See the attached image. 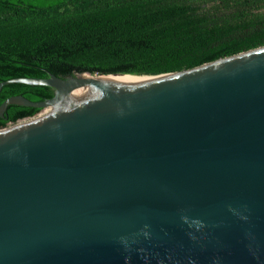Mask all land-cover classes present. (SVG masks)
I'll list each match as a JSON object with an SVG mask.
<instances>
[{"label":"water","instance_id":"water-1","mask_svg":"<svg viewBox=\"0 0 264 264\" xmlns=\"http://www.w3.org/2000/svg\"><path fill=\"white\" fill-rule=\"evenodd\" d=\"M13 84L55 96L0 107L43 116L0 131V264H264V47Z\"/></svg>","mask_w":264,"mask_h":264},{"label":"trees","instance_id":"trees-1","mask_svg":"<svg viewBox=\"0 0 264 264\" xmlns=\"http://www.w3.org/2000/svg\"><path fill=\"white\" fill-rule=\"evenodd\" d=\"M263 47L264 0H0V83L50 75L160 76ZM14 96L37 103L55 91L8 85L0 107ZM41 113L11 106L0 131Z\"/></svg>","mask_w":264,"mask_h":264},{"label":"bare ground","instance_id":"bare-ground-1","mask_svg":"<svg viewBox=\"0 0 264 264\" xmlns=\"http://www.w3.org/2000/svg\"><path fill=\"white\" fill-rule=\"evenodd\" d=\"M162 78H164V77L157 78V79H162ZM157 79H153V80H157ZM150 80H152V79H151V78H146V77H140V78H127V79H124V81L130 83L131 85H138V84L146 83V82H148V81H150ZM40 118H42V117H40ZM40 118H38V119H40ZM38 119L33 120V121H31V122H28V123H25V124H23V125H20V126L14 127V128L9 129V130H7V131H10V130H16V129H19V128H23V127L29 126V125H31V124L36 123Z\"/></svg>","mask_w":264,"mask_h":264}]
</instances>
